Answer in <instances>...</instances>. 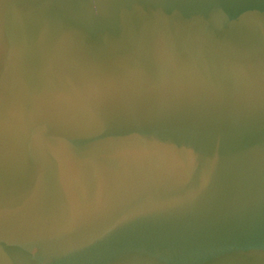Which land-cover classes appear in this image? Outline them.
<instances>
[{"label": "water", "instance_id": "1", "mask_svg": "<svg viewBox=\"0 0 264 264\" xmlns=\"http://www.w3.org/2000/svg\"><path fill=\"white\" fill-rule=\"evenodd\" d=\"M0 264H264V0H0Z\"/></svg>", "mask_w": 264, "mask_h": 264}]
</instances>
